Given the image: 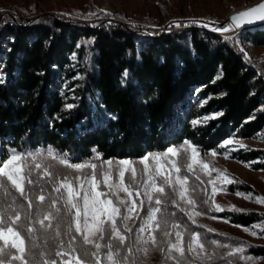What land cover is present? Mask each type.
<instances>
[{
  "label": "trees",
  "instance_id": "1",
  "mask_svg": "<svg viewBox=\"0 0 264 264\" xmlns=\"http://www.w3.org/2000/svg\"><path fill=\"white\" fill-rule=\"evenodd\" d=\"M6 15L0 24L1 160L49 153L70 163L135 160L185 142L209 153L223 152L222 142L230 136L264 140V76L220 34L200 28L153 34L125 23L94 24L51 12ZM246 36L264 45V27ZM233 154L264 169V147L239 148ZM47 173L40 183L29 184L37 190L33 194L28 188L21 196L10 185L6 198L0 190V213L10 221L16 210L28 218L39 210L60 209L58 221L65 230L59 237L42 226L27 236L34 250L30 262L55 259L62 264L71 256L95 262L85 255L94 249L77 235L71 240L63 202L51 203L60 195L53 191L60 172ZM241 187L252 189L245 183ZM8 199L20 209H9ZM166 210L188 223L180 209ZM221 215L243 226L264 220L258 210ZM57 251L69 255L56 256ZM250 252L264 255V246Z\"/></svg>",
  "mask_w": 264,
  "mask_h": 264
},
{
  "label": "rangeland",
  "instance_id": "2",
  "mask_svg": "<svg viewBox=\"0 0 264 264\" xmlns=\"http://www.w3.org/2000/svg\"><path fill=\"white\" fill-rule=\"evenodd\" d=\"M257 1L259 0H0V24L5 23L7 12H13L19 17H24L23 15L30 17L38 13L51 12L69 19L89 21L94 24H98L100 21H104L108 26L115 23H125L133 28L148 30L153 33L151 30L154 29L158 31H172L174 29L169 28V26L177 24L182 19L187 18L194 20L193 26L175 28V30L200 28L220 34L226 39H230L243 54L244 59L254 67L259 74L264 76V45H254L246 36L248 31H253L255 29H236L235 26L232 28L228 25V21L222 24L223 21L228 20V16L232 11L241 9ZM224 27H229V31L214 30L223 29ZM4 46H9L8 41L4 43ZM245 53H247V56H245ZM1 57L2 56H0V58ZM0 66H2V61H0ZM1 70L0 68V73ZM226 140H231L233 142L225 145L224 141ZM224 141L222 142L225 146L223 152L212 151L209 153L200 152L193 144L188 142L198 150L197 160L201 163L192 162L190 159L192 155L191 150L184 151V149L187 148L185 143L180 146H170L180 151L175 156L169 154L162 158L161 163L164 165L162 171L165 176H170L173 181H175L177 175L187 177V181L183 188H181L179 184L175 185L177 191L186 190L184 199H181L179 195L173 192L171 187L164 183V179L161 175L155 173V161L152 159L147 161L151 166L149 171L152 173V176L155 177L156 184L163 185L165 192L163 195L159 196L163 201V203L159 205L161 211L156 214L155 220L147 227V230L142 233L139 232L138 229L147 219L148 208L157 207V205H155V198H157L159 194L153 193L152 202H149L147 197L143 195L145 192L143 181L149 179V177L143 173L144 164L140 163L141 158L135 160L108 159L103 162L90 160L85 162H91L97 165L95 169V179L99 182V186L96 190L105 194L101 196V199L112 200L115 206L121 208L122 214L131 216L127 221H123L121 216L117 218V223L120 228L121 226L124 228L126 224L127 228L132 229L131 232H124L121 229L127 236L126 243L132 248L131 254L124 248H120V257L128 256L126 264H175V260L166 258L165 253L167 252L168 245L165 249V253H162L156 250L150 242L145 243V241H150V237L154 234L159 246L163 248L161 246L162 243L176 241L175 233L177 231L182 234L185 248L191 239L192 233H199V241L204 244L205 249V251L197 249V251L200 252V257L203 258L206 253L213 256L212 260H192L195 253H186L188 259L184 261V264H264V255H255L250 252L251 247L264 246V220L249 226H243L221 215L222 212H226L233 208L239 211L258 210L264 212V203L257 202L258 197L264 198V169H256L250 162L242 161L233 154L234 150L239 148H246L248 146L264 147V140L261 138L230 136ZM241 145H243V147ZM1 147L0 143V153ZM213 152L216 154L212 155ZM122 160L132 161L136 169L135 177L132 176L131 171L125 174L124 182L125 184L131 185L130 190L133 193L131 199L128 198L126 192L117 191L115 189L110 191L103 183V172L106 170H110L112 173L110 182H119L117 171L120 166L117 162ZM0 161L3 160L0 158ZM106 161L113 162L110 169L109 165L105 163ZM173 163H175L176 168L179 169L178 172L173 168ZM36 164L40 167H35L34 165ZM189 164L192 165L191 171H189L188 168ZM202 164H207L208 168L204 169L201 166ZM55 170L60 172L61 179L63 176H68L73 183V187L77 190L84 184V176L90 175L93 171L90 168H84L80 171L67 168L59 163L58 159H54L52 156L48 155L37 156L34 159L23 162V174L30 173L31 180L35 182L40 183L44 180L45 173H54ZM76 177H80V179L76 180ZM4 182L6 188L11 185L6 178H4ZM244 183L249 184L252 189L242 188L241 185ZM23 187L25 193L28 192V188H30L29 193L31 194L37 192L35 186H31L28 183H25ZM84 187L87 188V185L85 184ZM213 189H215V191H213ZM16 192L19 193L18 191ZM60 192L64 193L66 198L67 193L63 188H61ZM136 192H140L141 195L139 197L136 196ZM237 193H242L244 195H237ZM82 194L83 193H81V195ZM248 194H251L250 199L245 198ZM7 196H9L8 192L6 198ZM8 200L9 209L11 207L20 209L18 205L16 207V205L10 201L11 199ZM120 200H127L129 206H131L132 200H135L137 205H139L140 200H144V210L141 211L138 208H134L132 213H127L126 209L120 205ZM188 200L194 201V205L189 204ZM59 201L63 202L61 200ZM173 201H175V203H173ZM205 201L207 202L205 203ZM79 202L82 206L83 201L80 200ZM167 205H172V207ZM217 205L223 210H217ZM166 208L185 209L183 212L185 214L187 213V216H189L188 223L172 215H168ZM56 210H39L36 215L31 213L28 218L22 215L20 211L16 210L14 212V214L17 212L20 214V220L17 222L19 226L17 225V227L25 240V254L29 264H34L30 262V257L34 250L29 247L26 240L29 235L27 227L31 226L34 232L38 226H42L39 221L45 216H48V219L45 220L44 223L48 224L50 222L52 227L45 228L42 226L44 227V231L49 230L50 234L56 235L57 225H59V232L63 231L64 226L60 227L59 213H57ZM137 211H139V218L135 215ZM59 212L62 213L61 211ZM196 212H199L200 215H196ZM75 213L76 210L72 209L71 214H68L66 219L67 222L71 224L72 236L77 235L82 238L79 233L75 232L76 222L73 219ZM103 219L106 220V217ZM82 221L83 214H81L80 218L81 224ZM5 222L10 223L11 221ZM89 222L91 223V216H89ZM157 222L159 223V228L153 233V228ZM174 225H176V227H174ZM109 226V222L104 224L105 229H108ZM209 229L212 231H209ZM245 229H247V231H245ZM165 231L170 235L164 236L163 233ZM252 233L255 234L253 235ZM99 235V233H96V235L91 238L98 240ZM137 237H140L139 241ZM107 238L108 237L105 236V240L99 242L104 244ZM213 240L218 241L221 246L218 247L217 245H213L211 243ZM88 246L92 248V246ZM5 247L6 251L10 248V246ZM145 248L148 249L147 254L143 251ZM236 248H243V252L228 255L230 251ZM11 251L15 253L14 249ZM106 251V248L101 249V264H108V261L104 258ZM172 255L175 256L178 254L173 251ZM74 257L76 256H71L64 260H71L72 264H76ZM40 258L41 255L37 254L36 260L39 261L41 260ZM82 262L83 264H95V262L83 260ZM5 264H20V261L12 260L11 257H8L5 260Z\"/></svg>",
  "mask_w": 264,
  "mask_h": 264
},
{
  "label": "snow or ice",
  "instance_id": "3",
  "mask_svg": "<svg viewBox=\"0 0 264 264\" xmlns=\"http://www.w3.org/2000/svg\"><path fill=\"white\" fill-rule=\"evenodd\" d=\"M232 24L236 27H239L241 23H252L254 20H261L264 21V3H261L257 6H254L252 8L246 9L244 11H241L232 17H230ZM217 31H229V27H224L223 29H214ZM242 51V49H241ZM245 56H247V53H245ZM127 75V73H125ZM71 107V105H69ZM193 123H198V121H194ZM233 141L226 140L224 141L225 145L231 144ZM187 145V148L184 149V151L191 150V157L193 163H201L197 160L198 156V150L189 144L188 142H185ZM243 147V145H241ZM180 150L175 149L172 147H169L166 152L164 153H155V154H148L145 155L143 158H141L140 163L144 164L143 173L146 174L149 179H145L143 181L145 192L143 193L144 196L147 197L149 202H152L153 200V193L159 194L157 198H155V205L157 207H150L147 210V219L145 220L144 224L140 226L138 229L139 232H144L147 230V227L155 220L156 214L161 211L159 205L163 203V201L159 198L160 195H163L165 192V188L163 185H157L155 182V177L152 176V173L149 171L150 165L147 163L150 159L155 161V173L157 175H161L164 179V183L167 184L169 187L172 188L173 192L179 195L181 199L185 198L186 190L184 191H177L175 185L179 184L181 188H183L184 184L187 181V177H181L179 175L176 176L175 181H173L170 176H165L163 174V168L164 165L161 163V160L163 157L168 156L169 154L175 156L178 154ZM216 153L213 152L212 155H215ZM32 154H28V156H31ZM50 156L54 159H59V163L64 165L67 168L74 169L76 171H80L84 168H90L93 171L90 175L84 176V184L81 185L80 189L77 190L73 187L72 181L69 179L68 176H63L62 179L57 183L54 184L53 191L60 193V195L56 198H53L51 203L54 206L57 202V200L63 201L64 211L68 214H71V210L75 209V217L73 218L76 222L75 232L79 233L82 237L83 243L85 245L92 246V251H86L85 255H91L93 258H95V264H101V257L100 252L102 248H106L107 251L105 253V259L108 261V264H126V261L128 260V256L120 257V248H124L129 254L132 253V248L126 243L127 236L124 234V232H131L132 229L127 228V225L124 226V232L121 231V228L119 224L117 223L118 216L122 217L123 221H127L131 218L130 215L122 214L121 208L115 206L112 200L109 199H101V196L105 195L104 193L97 191L96 189L99 186V182L95 179L96 173L95 169L97 168V165L95 163H70L67 158L65 157H57L56 154L49 153ZM28 156L21 155V154H13L10 157H8L6 160L0 161V190H4L7 194V189L5 186L4 178L7 179V181L15 188L16 191L20 193L21 196H25V191L23 185L25 183L31 184L33 181L30 178V173L23 174V162L28 159ZM109 165V169L111 168L112 161H106ZM117 164L120 166L117 171V175L119 178V182H110L112 178V173L110 170H106L103 172V183L109 188L110 191L113 189L117 191H124L127 193L128 198L131 199L133 196L130 184H125V174L128 171H131V174L133 177L136 175V169L133 166V162L130 160H122L118 161ZM35 167L39 168L40 166L38 164L34 165ZM204 169L208 168L207 164L201 165ZM173 168L178 172L179 169L176 168L175 163H173ZM189 171L192 170V165H188ZM45 175H48V173H45ZM80 177H76V180H79ZM231 182V181H229ZM87 185V188L84 187V185ZM61 188H63L67 195L65 198L64 193L60 192ZM215 191V189H213ZM81 193H83L81 195ZM91 193V195H90ZM140 192H136V196H140ZM237 195H244L242 193H237ZM27 198V197H25ZM246 199L251 198V194H248L245 196ZM40 201L43 202L45 197L41 195L39 197ZM80 200L83 201V205L81 206ZM207 201H205L206 203ZM257 202L264 203V198H257ZM120 205L123 206L126 209L127 213H132L134 208H138L139 210H144V200H140L139 205L136 204L135 200H132L131 206H129L127 200H120ZM175 203V201H173ZM189 204L194 205V201L188 200ZM28 207H32L31 202H29ZM217 210L222 211L223 209L217 205ZM230 210H236L238 209H230ZM57 212L60 211V209L56 210ZM181 211H185V209H181ZM81 214H83V221L82 224L80 222ZM187 214V213H186ZM196 215H200L199 212L195 213ZM137 218H139V211L135 213ZM89 216H91V223L89 222ZM106 217V220L103 219ZM191 218V217H190ZM48 219V216H45L43 219L39 221V223L44 226L45 228H51L52 224L49 222L48 224H45L44 221ZM10 223L5 222L4 215L0 213V264H5V260L8 257H11L12 260H18L20 261V264H29V261L26 259V249H25V240L24 237L21 236L20 231L17 227V222L20 220V214L17 212L13 217H9ZM106 222L110 223V226L108 229L104 228V224ZM227 222V221H225ZM176 227V225H174ZM59 225H57V231H56V237H59L61 233L58 230ZM159 228V223L157 222L155 224V227L153 228V233ZM71 224L69 225L68 231L71 232ZM209 231H212L209 229ZM247 231V229H245ZM27 232L31 234L33 232V228L31 226L27 227ZM96 233H99L98 240H94L91 237L95 236ZM253 235L255 233H252ZM164 236H169L170 234L165 231L163 233ZM176 235V241L175 242H168V249L165 253V249L161 248L159 246V243L157 241L156 236L153 234L150 237V241H145V243H151V245L158 251L165 253L167 259L175 260V264H184V261L188 259L186 256V253H195V255L192 257V260L197 259H204V260H212L213 256L211 254H205L203 258L200 257V252L197 251V249H200L201 251H205L204 244H202L199 241V233H192L191 239L188 242L186 248L183 243L182 234L177 231L175 233ZM105 236H107V241L104 244H101L99 241H104ZM54 242L55 237L53 238ZM140 237H137V240L139 241ZM71 240L75 241L76 236H71ZM213 245H217L218 247L221 246L218 241L213 240L211 242ZM59 246H62V241L58 242ZM5 246H10L8 250L6 251ZM69 247L71 248V244H69ZM14 249L15 253L11 250ZM71 251H75L74 248H71ZM145 254H147L148 249L145 248L143 250ZM173 251L177 253L178 255L173 256ZM243 252V248H236L233 249L228 253V255H234L236 253ZM18 253V255H17ZM43 253H41V256L43 257ZM56 256H66L69 255L68 252H61L57 251L55 253ZM76 264H83L81 258L79 256L74 257ZM42 264H57L55 259H48L43 260ZM62 264H72L71 260H63Z\"/></svg>",
  "mask_w": 264,
  "mask_h": 264
},
{
  "label": "water",
  "instance_id": "4",
  "mask_svg": "<svg viewBox=\"0 0 264 264\" xmlns=\"http://www.w3.org/2000/svg\"><path fill=\"white\" fill-rule=\"evenodd\" d=\"M261 3H264V0H259V1L255 2V3L251 4V5H248V6H245V7L241 8V9H238V10L232 11V12L229 14L228 17L230 18V17H232L233 15H235V14L241 12V11H244V10H246V9L252 8V7L257 6V5L261 4ZM226 22H227V20L223 21L222 24H225ZM263 22H264V21H261V20H254L252 23H243V22H242L241 25H240L239 27H236V26H235V28H236V29H239V28H246V27H250V26H253V25L261 24V23H263Z\"/></svg>",
  "mask_w": 264,
  "mask_h": 264
},
{
  "label": "bare ground",
  "instance_id": "5",
  "mask_svg": "<svg viewBox=\"0 0 264 264\" xmlns=\"http://www.w3.org/2000/svg\"><path fill=\"white\" fill-rule=\"evenodd\" d=\"M227 21H228V25L230 27L234 28L235 25L232 24V21H231V19L229 17H228V20ZM180 22H192V23H189L188 25H183V27H181V28H187V27H192L193 26L194 20L185 18V19H182ZM263 27H264V22L261 23V24L253 25V26L246 27V28L257 29V28H263ZM172 29L175 30V28H172ZM153 33H155V32H153Z\"/></svg>",
  "mask_w": 264,
  "mask_h": 264
},
{
  "label": "built area",
  "instance_id": "6",
  "mask_svg": "<svg viewBox=\"0 0 264 264\" xmlns=\"http://www.w3.org/2000/svg\"><path fill=\"white\" fill-rule=\"evenodd\" d=\"M189 23H192V22H178L177 24H174V25H171L169 26V28H181L183 27V25H188ZM153 32H157L158 30H151Z\"/></svg>",
  "mask_w": 264,
  "mask_h": 264
}]
</instances>
